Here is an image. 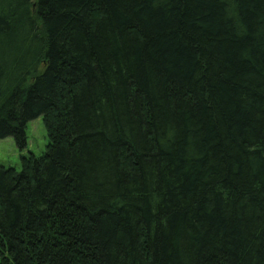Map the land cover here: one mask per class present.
I'll return each instance as SVG.
<instances>
[{"label": "trees", "instance_id": "obj_1", "mask_svg": "<svg viewBox=\"0 0 264 264\" xmlns=\"http://www.w3.org/2000/svg\"><path fill=\"white\" fill-rule=\"evenodd\" d=\"M0 264H264V0H0Z\"/></svg>", "mask_w": 264, "mask_h": 264}, {"label": "rangeland", "instance_id": "obj_2", "mask_svg": "<svg viewBox=\"0 0 264 264\" xmlns=\"http://www.w3.org/2000/svg\"><path fill=\"white\" fill-rule=\"evenodd\" d=\"M26 148L19 151L14 140L9 137L0 140V164L4 166H14L20 168V156L33 153L36 156L41 155L47 144V133L42 120L38 117L31 120L26 125Z\"/></svg>", "mask_w": 264, "mask_h": 264}]
</instances>
